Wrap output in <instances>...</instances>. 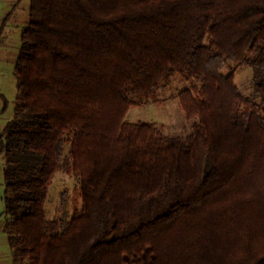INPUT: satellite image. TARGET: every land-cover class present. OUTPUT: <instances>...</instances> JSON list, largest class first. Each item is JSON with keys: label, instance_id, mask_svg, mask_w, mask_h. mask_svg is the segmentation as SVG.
<instances>
[{"label": "trees", "instance_id": "16d2710c", "mask_svg": "<svg viewBox=\"0 0 264 264\" xmlns=\"http://www.w3.org/2000/svg\"><path fill=\"white\" fill-rule=\"evenodd\" d=\"M230 64L264 101V0H30L0 126L14 261L264 264V115ZM174 74L194 79L178 94L189 136L127 122ZM63 168L83 208L48 221Z\"/></svg>", "mask_w": 264, "mask_h": 264}, {"label": "rangeland", "instance_id": "374dc122", "mask_svg": "<svg viewBox=\"0 0 264 264\" xmlns=\"http://www.w3.org/2000/svg\"><path fill=\"white\" fill-rule=\"evenodd\" d=\"M30 0H0V92L8 102L6 112L0 117L3 128L14 116L17 95L15 62L20 48L23 29L29 20ZM235 71V82L245 97L255 100L264 115V101L257 96L253 85V69L248 65H227L225 75ZM193 77L174 74L159 91L149 99L134 98L137 105L132 106L127 115L129 123H152L163 133L171 137L187 138L192 132L195 120L186 118L180 107L178 94L191 88ZM68 140L72 134L66 136ZM70 158V142L65 146L62 163ZM4 161L0 159V216L4 212ZM83 208L80 179L66 172L63 168L55 174L49 188L45 213L48 221L69 222ZM6 217L0 218V264H19L14 261L8 235L4 232Z\"/></svg>", "mask_w": 264, "mask_h": 264}]
</instances>
